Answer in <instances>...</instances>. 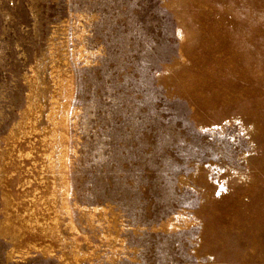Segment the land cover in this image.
<instances>
[{"label":"rangeland","instance_id":"1","mask_svg":"<svg viewBox=\"0 0 264 264\" xmlns=\"http://www.w3.org/2000/svg\"><path fill=\"white\" fill-rule=\"evenodd\" d=\"M0 264H264V0H0Z\"/></svg>","mask_w":264,"mask_h":264}]
</instances>
